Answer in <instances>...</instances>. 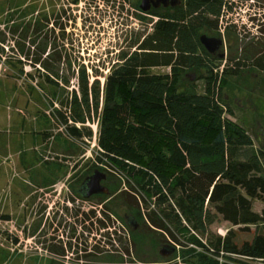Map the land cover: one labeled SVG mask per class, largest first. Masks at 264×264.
<instances>
[{"label":"rangeland","instance_id":"374dc122","mask_svg":"<svg viewBox=\"0 0 264 264\" xmlns=\"http://www.w3.org/2000/svg\"><path fill=\"white\" fill-rule=\"evenodd\" d=\"M140 4L141 0H0V214L9 215L8 220L0 219V264H197L184 257L192 247H186L184 237L178 236V244L157 227L161 222L141 195L131 192L140 208L127 206L123 195L132 185L120 172L96 164L99 114L81 106L76 113L85 121L77 124L85 135L69 136L59 112L75 126V114H65L70 104L77 109L71 95L75 81L50 87L41 76L42 62L61 55L63 78L77 76L85 67L104 83L111 66L122 61L123 53L132 52L134 41L148 28L147 17L153 16L143 13ZM156 11L163 9L149 14ZM232 13L230 24L219 33L224 44L220 53L226 60L247 63L254 52L264 50V0H236ZM204 74L184 73L179 91L204 94ZM222 96L255 149H264V72L243 67L239 76L229 78ZM42 128L55 139L44 143V137L35 138L33 129ZM32 130L34 137L25 135ZM95 170L107 175L102 185L109 194L82 199L78 189ZM105 207L111 221L104 215ZM263 209V202L254 203L256 212ZM126 217L137 219L138 228L128 225ZM105 219L113 242L100 230L99 221ZM231 229L239 242L251 240L256 231L222 220L212 227L218 235ZM165 247L175 252L164 256Z\"/></svg>","mask_w":264,"mask_h":264},{"label":"trees","instance_id":"16d2710c","mask_svg":"<svg viewBox=\"0 0 264 264\" xmlns=\"http://www.w3.org/2000/svg\"><path fill=\"white\" fill-rule=\"evenodd\" d=\"M233 3L184 0L177 8L148 13L153 17H147V30L136 38L132 52L111 66L104 83L85 67L77 76L63 78L61 55L42 62L48 86L76 83L71 95L77 109L70 104L65 113L75 114V126L59 112L69 136L85 135L76 126L85 121L76 113L81 106L99 114L96 164L120 172L132 185L123 195L127 206L140 208L131 192L141 195L161 222L157 227L178 244V236L184 237L186 247L192 246L184 257L197 264H264V209L254 210L256 201L264 203V149H255L222 96L229 78L239 76L243 67L264 72V50L254 52L247 63L222 60L200 41L206 34L220 36V19ZM191 70L205 72L204 94L179 91L181 76ZM51 135L44 134V143ZM2 161L0 154V165ZM107 210L104 215L111 221ZM8 218L0 214V219ZM108 220L99 221L100 230L111 240ZM219 220L256 231L251 240L239 242L233 229L225 235L212 230Z\"/></svg>","mask_w":264,"mask_h":264},{"label":"water","instance_id":"95a60500","mask_svg":"<svg viewBox=\"0 0 264 264\" xmlns=\"http://www.w3.org/2000/svg\"><path fill=\"white\" fill-rule=\"evenodd\" d=\"M183 1L184 0H141L140 10L148 14L152 9H173L181 6ZM200 41L210 54H218V57L222 60L226 58L225 53H220L223 48V39L221 36L210 37L206 34L201 37ZM105 180H107V175L99 170H95L94 173L88 176L82 183L78 191L81 198L88 200L94 196L109 194V189L102 185ZM126 219L128 225L133 226L135 229L138 228L135 218L126 217ZM162 252L164 256L171 255L175 252V248L165 247Z\"/></svg>","mask_w":264,"mask_h":264},{"label":"built area","instance_id":"2783aa9c","mask_svg":"<svg viewBox=\"0 0 264 264\" xmlns=\"http://www.w3.org/2000/svg\"><path fill=\"white\" fill-rule=\"evenodd\" d=\"M236 2V0H234V3ZM234 15L233 13L231 14V10H229L228 8L224 10V14L220 19V33H224V30L226 29V26H228L230 24L229 22V18L230 16ZM234 21H231V23ZM49 114V113H48ZM98 124H99V120H98ZM77 128L79 127V124H76ZM65 129L67 128L66 126L64 127ZM62 130V129H61ZM55 135V134H54ZM52 135L51 138L49 139V141L54 140L55 136ZM49 160V158H47ZM53 159V158H52ZM51 159V160H52Z\"/></svg>","mask_w":264,"mask_h":264},{"label":"crops","instance_id":"0c3cea01","mask_svg":"<svg viewBox=\"0 0 264 264\" xmlns=\"http://www.w3.org/2000/svg\"><path fill=\"white\" fill-rule=\"evenodd\" d=\"M28 105H29V103H28ZM27 107H28V106H27ZM11 118H12V116L10 117V119H11ZM34 120H35V119H34ZM35 121H36V120H35ZM21 126H23L22 131L24 132L25 127H26V117H25L24 120L22 121V125H21ZM33 130H35L34 132L37 133V134L35 135V138H37L38 136H42V137H44V134L48 132L47 130H43V128L40 129V130H42V131L37 130V129H33ZM33 130H32L31 133H27V132H25V133H26L25 135H27V134L32 135ZM18 134H19V133H18ZM27 136H29V135H27ZM31 137H34V136L32 135ZM21 138H22V135H21ZM31 139H33V138H31ZM23 141H24V139H23ZM43 141H44V140H43Z\"/></svg>","mask_w":264,"mask_h":264},{"label":"flooded vegetation","instance_id":"af4514ba","mask_svg":"<svg viewBox=\"0 0 264 264\" xmlns=\"http://www.w3.org/2000/svg\"><path fill=\"white\" fill-rule=\"evenodd\" d=\"M170 9V8H169ZM223 47H224V44H223ZM84 182V181H83ZM81 187V186H80ZM80 189V188H79ZM79 189H78V191H79ZM79 193V192H78Z\"/></svg>","mask_w":264,"mask_h":264}]
</instances>
